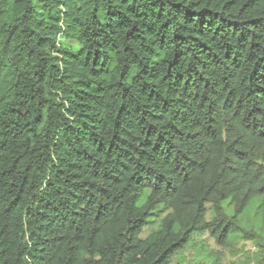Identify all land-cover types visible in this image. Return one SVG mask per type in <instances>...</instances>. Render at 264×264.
<instances>
[{
  "label": "trees",
  "instance_id": "16d2710c",
  "mask_svg": "<svg viewBox=\"0 0 264 264\" xmlns=\"http://www.w3.org/2000/svg\"><path fill=\"white\" fill-rule=\"evenodd\" d=\"M256 195L264 0H0V264H169Z\"/></svg>",
  "mask_w": 264,
  "mask_h": 264
},
{
  "label": "rangeland",
  "instance_id": "374dc122",
  "mask_svg": "<svg viewBox=\"0 0 264 264\" xmlns=\"http://www.w3.org/2000/svg\"><path fill=\"white\" fill-rule=\"evenodd\" d=\"M65 44L76 46L73 42L66 41ZM206 208L205 219L209 220V204H206ZM229 213L231 212L227 210V214ZM237 223L259 237L244 238L237 236L239 233L230 231L229 237L233 239L227 244L219 245L208 232L196 233L170 259L169 264H264V198L261 195L250 200L237 217ZM156 227L157 223L154 221L147 224L140 237L145 238Z\"/></svg>",
  "mask_w": 264,
  "mask_h": 264
}]
</instances>
